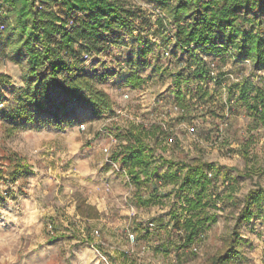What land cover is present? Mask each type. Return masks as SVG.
Here are the masks:
<instances>
[{"label": "rangeland", "instance_id": "rangeland-1", "mask_svg": "<svg viewBox=\"0 0 264 264\" xmlns=\"http://www.w3.org/2000/svg\"><path fill=\"white\" fill-rule=\"evenodd\" d=\"M134 1L152 19L145 36L150 63L134 68L141 81L128 79L133 73L130 58L141 55L144 42L115 44L86 58L96 84L115 101L114 112L107 116H96L70 99L69 114H62L59 121L54 105L46 112L32 105V121L12 118L27 64L16 63L10 47L0 44V73L8 76L0 82V264H210L212 256L232 239L248 190L256 183L264 186V125L254 121L236 95L229 98L231 79L252 71L244 52L234 50L221 58L200 50L214 75L223 72L226 80L206 78L211 93L208 104L197 105L183 119L172 73L186 69L191 54L162 43L161 34L154 30L163 13L153 0ZM2 11L0 7V29L7 23ZM167 29H172L171 24ZM259 74L264 75V70ZM198 82L192 78L188 84L195 88ZM189 85L185 84L186 91ZM209 105L224 116L211 115ZM142 121L166 123L179 140V150L159 148V155L200 156L216 165L217 175H212L216 207H210L216 215L191 245L174 224L183 213V192L168 184L163 188L167 196L145 206L137 201L136 187L122 165L108 167L109 153L119 142L117 127ZM249 138L252 142L246 144ZM26 163L29 168L21 170L19 165ZM246 169L252 176L240 173ZM168 170V164L159 167L161 174ZM79 195L95 204L100 216L88 221L82 217L77 210ZM238 230L240 252L230 264H264V216L243 221Z\"/></svg>", "mask_w": 264, "mask_h": 264}, {"label": "trees", "instance_id": "trees-1", "mask_svg": "<svg viewBox=\"0 0 264 264\" xmlns=\"http://www.w3.org/2000/svg\"><path fill=\"white\" fill-rule=\"evenodd\" d=\"M153 1L163 13L154 30L161 34L162 43L184 48L191 54L185 67L189 73L182 68L172 73L181 118H188L197 105L208 104L211 93L205 85L206 78L216 77L220 83L226 80L223 72L214 75L200 50L211 51L221 58L238 50L244 52L253 67L241 79H231L229 98L236 95L254 121L264 125V75L259 74L264 70V0ZM0 7L7 22L0 29V44L10 47L16 63L27 64L20 102L12 113V118L18 121L34 120L32 105L39 112H46L49 105H54L59 121L62 114H69L70 99L87 106L99 117L113 113L112 95L96 84L86 65L87 57L112 45L145 44L139 57L130 58L133 73L129 82L139 83L141 77L134 68L150 63L147 57L150 45L145 36L152 19L134 0H0ZM168 24L172 26L170 31ZM7 77L0 73V82ZM192 78L199 80L195 88L188 84ZM185 84L189 85L188 91ZM58 92L63 96H58ZM207 109L211 115L224 116L218 107L209 105ZM115 134L119 142L109 153L112 163L108 167L114 163L122 165L130 183L136 187L139 204L149 206L160 202L167 196L163 188L168 184L183 192V213L174 224L182 230L179 236L187 245L193 244L216 215L210 210L216 207L212 178L217 175L215 163L200 156L186 159L159 155V148L174 151L180 146L171 128L161 121L118 126ZM249 139L244 142L251 144ZM247 151L245 148L246 157ZM162 164L169 165L164 174L159 173ZM19 166L21 170L29 168L27 163ZM240 173L252 176L249 169ZM263 204L264 186L256 183L244 197L232 239L212 256L210 264H230L234 255L239 254L238 226L255 215L264 216ZM77 210L87 221L100 216L98 207L81 195ZM135 228L140 229V225L136 223Z\"/></svg>", "mask_w": 264, "mask_h": 264}, {"label": "crops", "instance_id": "crops-1", "mask_svg": "<svg viewBox=\"0 0 264 264\" xmlns=\"http://www.w3.org/2000/svg\"><path fill=\"white\" fill-rule=\"evenodd\" d=\"M115 164V163H114ZM113 167V166H112ZM91 203V202H90ZM93 204V203H92Z\"/></svg>", "mask_w": 264, "mask_h": 264}]
</instances>
